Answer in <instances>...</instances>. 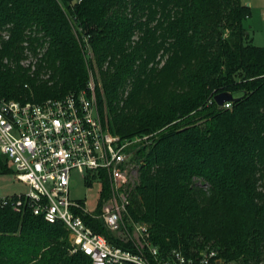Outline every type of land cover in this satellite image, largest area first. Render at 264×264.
I'll use <instances>...</instances> for the list:
<instances>
[{"label":"trees","instance_id":"16d2710c","mask_svg":"<svg viewBox=\"0 0 264 264\" xmlns=\"http://www.w3.org/2000/svg\"><path fill=\"white\" fill-rule=\"evenodd\" d=\"M70 2L0 0V96L61 99L84 89L95 66L103 125L121 139L153 134L129 209L149 225L152 245L264 264V47L247 42L250 8L241 0ZM83 36L94 58L83 54ZM221 93L238 99L231 109L215 104ZM6 166L0 157V174ZM86 223L129 248L100 221ZM0 264L91 261L72 253L61 223L0 206Z\"/></svg>","mask_w":264,"mask_h":264},{"label":"built area","instance_id":"2783aa9c","mask_svg":"<svg viewBox=\"0 0 264 264\" xmlns=\"http://www.w3.org/2000/svg\"><path fill=\"white\" fill-rule=\"evenodd\" d=\"M70 1L73 6L83 0ZM82 49L91 59L88 36H83ZM94 89L88 80L85 90L41 103L0 96V157L11 165L15 180L28 188L26 194L0 198V206L29 212L48 224L61 223L72 253H83L91 264H223L214 250L195 257L177 249L163 254L152 245L149 228L130 218L131 193L143 164L140 151L150 141L145 136L121 139L105 129ZM219 108L231 109V103ZM72 171L88 185L93 179L100 181L93 209L70 200ZM104 186L107 192L102 195ZM88 219L100 221L114 240L131 248L110 243L88 226Z\"/></svg>","mask_w":264,"mask_h":264},{"label":"rangeland","instance_id":"374dc122","mask_svg":"<svg viewBox=\"0 0 264 264\" xmlns=\"http://www.w3.org/2000/svg\"><path fill=\"white\" fill-rule=\"evenodd\" d=\"M241 2L250 4V17L245 21V27L248 33L247 42H250L252 45L257 47H264V0H241ZM92 58L94 57L92 56ZM92 68L93 69L88 72V80H92L94 83L95 86L94 97L96 102V92L97 89L99 88L101 89V81L99 79V75L96 70V67L92 66ZM86 88H87V84L86 87L82 90H85ZM128 91L129 88L125 90L123 94V98L126 97ZM104 127L105 129L108 130L107 124L104 125ZM152 136L153 134L145 136L148 142L150 141ZM6 165L9 172L0 174V198L26 194L28 188L25 185L15 180L14 175L12 173L13 171L12 167L8 163V161H6ZM139 183H140V175L137 178L135 184L136 187L139 185ZM100 192H101V183L98 179H93L92 184L88 185L86 183V180L82 179L81 176L76 171H72L70 173L69 197L71 201L85 202L86 207L88 209H93L98 201V198L100 197ZM130 218L133 221L137 222L131 215ZM139 223L144 224L149 228V225L143 222H139ZM128 235L130 236V229ZM122 238L125 239L124 236ZM121 244L127 245L125 243H121ZM128 246L129 248H131L132 245L129 244Z\"/></svg>","mask_w":264,"mask_h":264},{"label":"water","instance_id":"95a60500","mask_svg":"<svg viewBox=\"0 0 264 264\" xmlns=\"http://www.w3.org/2000/svg\"><path fill=\"white\" fill-rule=\"evenodd\" d=\"M213 100L218 107H222L225 103H234L238 99L229 93H221L216 95Z\"/></svg>","mask_w":264,"mask_h":264},{"label":"crops","instance_id":"0c3cea01","mask_svg":"<svg viewBox=\"0 0 264 264\" xmlns=\"http://www.w3.org/2000/svg\"><path fill=\"white\" fill-rule=\"evenodd\" d=\"M243 4H245V5L247 4V6L250 8V4H248V3H243Z\"/></svg>","mask_w":264,"mask_h":264}]
</instances>
